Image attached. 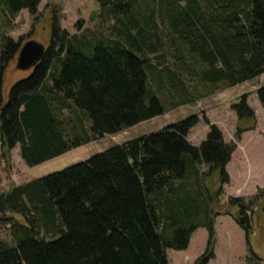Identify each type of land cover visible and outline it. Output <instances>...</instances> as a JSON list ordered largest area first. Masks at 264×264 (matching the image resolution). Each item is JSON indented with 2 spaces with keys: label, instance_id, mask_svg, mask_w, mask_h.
I'll list each match as a JSON object with an SVG mask.
<instances>
[{
  "label": "trees",
  "instance_id": "obj_1",
  "mask_svg": "<svg viewBox=\"0 0 264 264\" xmlns=\"http://www.w3.org/2000/svg\"><path fill=\"white\" fill-rule=\"evenodd\" d=\"M41 1L0 0V91L24 43L5 35L2 21L35 13ZM95 1L115 22L70 34L54 17L43 59L0 99L7 161L18 143L35 166L193 102L194 80L211 94L264 73V0ZM258 95L264 105V85ZM233 108L239 139L257 117L246 94ZM199 121L188 116L1 193L0 229L11 238H0V264H171L168 249H187L200 227L209 240L193 264H209L216 218L226 214L249 242V210L264 188L250 203L230 196L223 204L236 144L211 124L194 145L188 135Z\"/></svg>",
  "mask_w": 264,
  "mask_h": 264
},
{
  "label": "rangeland",
  "instance_id": "obj_2",
  "mask_svg": "<svg viewBox=\"0 0 264 264\" xmlns=\"http://www.w3.org/2000/svg\"><path fill=\"white\" fill-rule=\"evenodd\" d=\"M54 17L61 21L62 28L70 34L84 30L88 33L105 31L115 22L114 15H108L95 0H42L35 13L24 9L12 22L2 21L5 26L3 30L5 35L15 42L21 37L23 42L33 38L47 47ZM17 56L11 60L3 74L0 99L7 100L12 85L27 77L32 71V69H17ZM191 84H196L199 90L195 101L175 107L128 127L122 132L106 134L103 138L72 148L35 166L26 164L21 156L19 143L12 149L10 161H7L2 155L0 138V194L8 191L15 184H25L61 171L116 144L157 132L188 116L198 115L200 121L188 135V139L194 145L199 146L207 139L211 124L217 125L222 130L226 142L236 144L231 161L227 164V171L232 175V180L230 177L231 181L224 186L223 204L228 203L230 196H243L250 203L258 194V189L264 188V105L258 95V89L264 85V73L211 94L209 93L213 87L211 84L203 86L196 80ZM245 94L248 104L256 112L257 125L255 129L245 131L237 139L238 115L233 104L239 102ZM242 163H249L245 173ZM203 169L207 170V167L203 166ZM234 211H238V208ZM249 214L253 230L249 242L246 231L231 215H220L216 218V257L210 261V264H264V196L252 204ZM14 215L22 219L20 214L14 213ZM5 226L0 229V238L8 240L11 236L7 225ZM208 240L207 228H198L187 249H168L171 264H186L188 260H190L189 264H193L205 252Z\"/></svg>",
  "mask_w": 264,
  "mask_h": 264
},
{
  "label": "water",
  "instance_id": "obj_3",
  "mask_svg": "<svg viewBox=\"0 0 264 264\" xmlns=\"http://www.w3.org/2000/svg\"><path fill=\"white\" fill-rule=\"evenodd\" d=\"M46 49V45L36 39L25 41L17 56V69H33L43 59Z\"/></svg>",
  "mask_w": 264,
  "mask_h": 264
},
{
  "label": "crops",
  "instance_id": "obj_4",
  "mask_svg": "<svg viewBox=\"0 0 264 264\" xmlns=\"http://www.w3.org/2000/svg\"><path fill=\"white\" fill-rule=\"evenodd\" d=\"M242 164H243V172L245 173L246 166H247L249 163H242ZM229 165H230V164H229ZM230 177H231V180H232V175H231V174H230ZM231 180H230V181H231ZM196 231H197V230H196ZM196 231L193 233L192 238H193L194 234L196 233ZM192 238H191V240H192ZM189 262H190V260H188L186 264H189ZM209 264H210V263H209Z\"/></svg>",
  "mask_w": 264,
  "mask_h": 264
}]
</instances>
